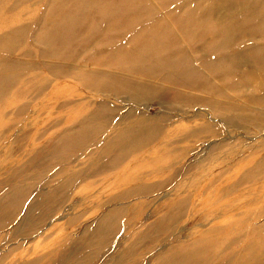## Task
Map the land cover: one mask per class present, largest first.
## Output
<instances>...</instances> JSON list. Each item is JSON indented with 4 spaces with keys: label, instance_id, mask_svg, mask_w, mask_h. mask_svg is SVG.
I'll list each match as a JSON object with an SVG mask.
<instances>
[{
    "label": "rangeland",
    "instance_id": "rangeland-1",
    "mask_svg": "<svg viewBox=\"0 0 264 264\" xmlns=\"http://www.w3.org/2000/svg\"><path fill=\"white\" fill-rule=\"evenodd\" d=\"M241 3L198 5L222 16L228 5L240 12ZM189 7L181 0H0V264H167L168 253L180 250L194 254L192 264H233L247 238L264 236V170L241 180L264 155L244 158L264 144V122L230 123L251 108H224L262 96L253 89L259 70L243 87L251 67L231 76L206 72L217 95L180 93L182 82L164 81L162 71L147 80L145 95L130 94L99 74L131 70L105 47L115 49L116 33L150 27L156 15L180 28ZM133 15L137 22L123 27ZM107 25L114 31L104 33ZM194 42L182 48L198 58ZM204 50L205 59L214 56ZM209 98L219 103L197 102ZM138 119L149 127L140 131ZM243 211L255 216L250 229L239 221ZM109 215L107 227L100 220ZM257 243L261 253L239 264H264V240Z\"/></svg>",
    "mask_w": 264,
    "mask_h": 264
},
{
    "label": "bare ground",
    "instance_id": "bare-ground-1",
    "mask_svg": "<svg viewBox=\"0 0 264 264\" xmlns=\"http://www.w3.org/2000/svg\"><path fill=\"white\" fill-rule=\"evenodd\" d=\"M242 1L243 3L238 5V7H240V12L235 13L237 11L234 9L237 7L228 5L226 6V12H223L221 16L217 15L219 11L214 6L210 7V9L203 13L199 9V0H191L189 3L186 2V0H181V2L189 4L190 7L182 12L184 15V21L181 22L180 28H176L171 24V17L164 16L162 20L157 21L160 18L156 15V19L153 17L149 20L150 27H146L142 24L140 26H132L131 29L129 28V35L116 33L114 42L117 46L115 49L111 46V44L105 47L108 49V54L110 56L120 55L119 66H123L124 64V68H131V70H125L126 72H122V70H100L101 72H99V74H103L105 72L107 80L111 83L120 81L119 83L121 87H123V89L128 91L130 94L145 95L146 93L143 92L149 91L147 87V85H150L148 79L154 78L158 72L162 71L165 73L163 78L164 81L182 82V87L179 90L180 93H184L185 88H192L197 90L200 89L204 92L209 91V93L217 95L221 92V90H219V84H213V80L204 76V74L206 72L210 73L211 71L214 73V76H231L238 73L240 65L243 64L251 68L246 70L248 73L243 74V82H241V86L243 87L244 84H248L250 78H253L252 74H250L253 69L259 70L262 74L259 75L260 80H256L253 89L257 91L262 90L261 92H263V94L258 98H251L250 102L247 101L248 104L246 103L244 106H241V109H238L240 107L237 105H224L227 112L235 109L240 113H246L244 112L245 109L247 110L248 108H251L250 113H248L250 116L241 117L240 119L232 118L228 119V121L230 123L235 120L239 122L247 121L255 122L257 124L262 123L261 121L264 122V44L260 41V39H263L264 36V0ZM149 8L152 9V7ZM169 13L174 14L177 13V11ZM137 16L139 17V15ZM172 16L174 17V15ZM138 17L135 15L126 16L123 17L120 23L123 27H126V25L129 27L130 24L137 22ZM159 25L162 29L158 28ZM111 26L112 25L105 26L103 29L104 33L113 32L114 26ZM115 28L119 30L117 27ZM183 34L185 38H181ZM127 40H130L129 43L131 45L128 50H124L122 45ZM185 40H194L197 42H194L195 44H193V47L196 49L194 51H196L199 55L198 58L191 57V54L182 48L186 43ZM247 40H254L256 42H252L253 44L248 46L245 44ZM198 43H201L202 45L199 46ZM205 48L209 49L211 54L214 53V56H211V59H205L204 56L201 55V51L203 53L206 52L204 50ZM199 59H203V61H201V71H199V66H197V61ZM109 60L111 62L116 61L114 59L112 60V58ZM101 64L106 65V63ZM212 67H219V70L213 71L211 70ZM90 73H93V71L90 70ZM138 75L140 76L138 77ZM160 87L162 86L158 84L157 89ZM233 90L241 91L239 88ZM169 92L174 93L176 91L170 88ZM180 93L179 96H182L180 98H183V94ZM197 102H207L216 106L219 103V100L215 98H209L207 101L197 99ZM138 120H140V123L137 121L139 129H141L140 131L149 127H142V119ZM154 128H156L155 125ZM262 142L263 141H261L260 145L257 147H250L249 150L245 152L244 158L256 157L258 154L263 152L264 144ZM260 158L261 159L259 161L256 160V163L251 167L247 166V169L243 172L241 180L247 179L249 181L250 179L256 177L258 172L264 170V155ZM115 160L118 159L115 158ZM0 203L2 204V201H0ZM16 207L18 206H15L16 210H21L22 208L20 207L17 209ZM179 209L181 210V206ZM31 210L32 209L28 207L26 213H30ZM262 211L257 213L256 218L262 216ZM179 214L181 215V213ZM110 217L112 216L109 215L107 218L104 216L100 220V223L106 225L107 219ZM249 218L254 219L255 216L251 215L248 211H243L242 217L239 221L246 222V224L242 225H246L250 229L252 222H250ZM235 223V221L231 223L229 222L226 227L231 230L233 229L232 225ZM259 226L262 225L259 224ZM234 229L236 232V228ZM241 229H243V227H241ZM203 236H201V238L199 237L196 242H201ZM257 239H246L249 241L246 244L245 251L240 253L235 258L233 264L241 263L245 257H249L251 259L256 258L261 253V247L255 245L259 244L257 243L258 241L264 240V236L260 237L259 240ZM251 247H254V249L258 247V250L255 249V253H253L254 251H250V253L249 250ZM201 252L202 253L200 254L205 253V256H207L206 254L208 251H206L205 248H202ZM189 253L193 254L191 251L181 252V250L178 252H171L168 253L169 256H167L165 260H167V264H192L191 254ZM205 256L203 258H205Z\"/></svg>",
    "mask_w": 264,
    "mask_h": 264
}]
</instances>
